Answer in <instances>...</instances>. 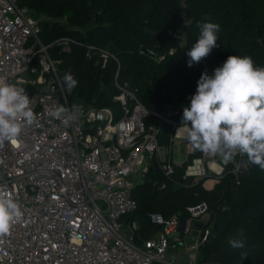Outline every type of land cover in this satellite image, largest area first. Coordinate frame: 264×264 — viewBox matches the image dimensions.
Returning a JSON list of instances; mask_svg holds the SVG:
<instances>
[{"label":"built area","instance_id":"1","mask_svg":"<svg viewBox=\"0 0 264 264\" xmlns=\"http://www.w3.org/2000/svg\"><path fill=\"white\" fill-rule=\"evenodd\" d=\"M43 19L19 8L17 0H0V80L23 87L37 116L33 124H24L16 143L0 146V195L14 199L23 212L9 234L0 237V264H201L199 250L213 235L207 204L186 208L182 232L178 214H151V224L160 229L141 244L135 242L131 225L122 222L136 210L132 193L151 165L165 177L181 166L173 163L172 147L190 101L156 113L115 81L118 116L109 107L78 104L51 56L52 48L70 53L78 46L102 69L114 61L115 80L119 61L107 48L68 36L43 43ZM60 106L68 109L71 120L51 115ZM151 118L170 128L167 145L160 143V128ZM181 137L193 156L182 179L191 184L217 180L226 168L221 157L196 150L186 135ZM229 163H234L230 173L238 183L249 167L248 158L237 154ZM206 215L194 242L184 246L189 221Z\"/></svg>","mask_w":264,"mask_h":264},{"label":"trees","instance_id":"2","mask_svg":"<svg viewBox=\"0 0 264 264\" xmlns=\"http://www.w3.org/2000/svg\"><path fill=\"white\" fill-rule=\"evenodd\" d=\"M17 6L45 17L40 23L43 43L68 36L115 54L116 80L114 61L102 69L78 46L70 53L51 50L60 74L71 71L78 81L72 98L87 107H109L117 116L121 106L113 100L120 93L115 81L134 92L146 108L160 113L168 105L190 101L202 73L212 75L230 55H249L255 66L264 67V0H17ZM204 22L220 25L217 46L199 64L188 67L187 51L199 37L198 24ZM141 47L152 55L141 53ZM160 56V61L154 59ZM149 121L156 122L159 141L167 145L170 128L154 118ZM192 158L189 154L170 177L153 164L135 186L137 208L122 218L131 225L135 242L141 244L160 229L151 224V214L164 218L178 214L186 222V208L205 203L213 235L201 246L199 262L264 264V170L249 166L236 183L230 173L234 163H229L206 189L204 180L191 184L182 179ZM157 183L161 188L154 189ZM229 239L243 240L245 248H232ZM242 251L247 253L243 260Z\"/></svg>","mask_w":264,"mask_h":264},{"label":"clouds","instance_id":"3","mask_svg":"<svg viewBox=\"0 0 264 264\" xmlns=\"http://www.w3.org/2000/svg\"><path fill=\"white\" fill-rule=\"evenodd\" d=\"M198 28L199 37L187 51L188 67L199 64L217 46L218 23L204 22ZM64 82L69 89L78 83L71 71L65 73ZM51 115L65 121L73 118L63 106ZM36 119L26 90L0 80V146L5 141L16 143L24 124L31 125ZM181 121L180 128L194 149L220 156L225 165L237 154L247 156L264 170V67L255 66L249 55H230L212 75L203 72ZM22 216L14 199L0 195V237L9 234ZM228 243L234 249L245 248L243 240L229 239ZM245 258L247 253L242 251L241 259Z\"/></svg>","mask_w":264,"mask_h":264},{"label":"rangeland","instance_id":"4","mask_svg":"<svg viewBox=\"0 0 264 264\" xmlns=\"http://www.w3.org/2000/svg\"><path fill=\"white\" fill-rule=\"evenodd\" d=\"M178 131L176 132V137L173 140V147H172L173 163L175 165H180L184 161H186L187 156L189 154L187 149H186V142L183 139H181L182 137L178 134L179 133ZM220 160L222 161L221 158H220ZM215 181H216L215 179L209 178V179L204 180L203 185L206 189H210L213 186V184L215 183ZM207 217H208V215H206L205 219H207ZM202 218L196 219V221L201 223ZM203 222H204V220H203ZM198 227H199L198 224H191L192 237L194 236V234H197Z\"/></svg>","mask_w":264,"mask_h":264},{"label":"crops","instance_id":"5","mask_svg":"<svg viewBox=\"0 0 264 264\" xmlns=\"http://www.w3.org/2000/svg\"><path fill=\"white\" fill-rule=\"evenodd\" d=\"M181 129V130H180ZM179 129V135L180 136H185L186 134H185V132H184V130H183V128H180ZM216 182V181H215ZM206 218V216L205 217H203L202 218V221H201V223L200 222H197L196 221V219H191L190 221H189V227H190V229H191V224H198V231H199V229H200V227H201V224H202V222H203V220H208V217H207V219H205ZM196 221V222H195ZM198 231H197V234H194V236L192 237V229H191V232H190V234L189 235H183L182 236V238H183V242H184V246H186V245H190V244H192L193 242H194V239L197 237V235H198ZM184 246H182L181 247V251H184L185 250V248H184Z\"/></svg>","mask_w":264,"mask_h":264},{"label":"water","instance_id":"6","mask_svg":"<svg viewBox=\"0 0 264 264\" xmlns=\"http://www.w3.org/2000/svg\"><path fill=\"white\" fill-rule=\"evenodd\" d=\"M140 52L143 53V54H146V55H152V54H151L150 52H148V51L146 50V48H144V47H141V48H140ZM101 89H103V85H101ZM73 101H74V100H73ZM248 163H249V166H250V167H254V166H255V165L252 164L249 160H248ZM157 188H161V185L158 184V183L154 185V189H157ZM183 227H184V222H183V221H180V223H179V231H180V232H182Z\"/></svg>","mask_w":264,"mask_h":264},{"label":"bare ground","instance_id":"7","mask_svg":"<svg viewBox=\"0 0 264 264\" xmlns=\"http://www.w3.org/2000/svg\"><path fill=\"white\" fill-rule=\"evenodd\" d=\"M181 130V129H180Z\"/></svg>","mask_w":264,"mask_h":264}]
</instances>
